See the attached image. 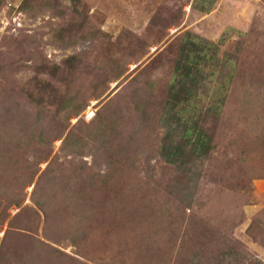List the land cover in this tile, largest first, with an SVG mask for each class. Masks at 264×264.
Here are the masks:
<instances>
[{"label":"rangeland","instance_id":"obj_1","mask_svg":"<svg viewBox=\"0 0 264 264\" xmlns=\"http://www.w3.org/2000/svg\"><path fill=\"white\" fill-rule=\"evenodd\" d=\"M0 264H264V0H0Z\"/></svg>","mask_w":264,"mask_h":264},{"label":"trees","instance_id":"obj_2","mask_svg":"<svg viewBox=\"0 0 264 264\" xmlns=\"http://www.w3.org/2000/svg\"><path fill=\"white\" fill-rule=\"evenodd\" d=\"M197 131H198V129H196V127H193V129H192V127L190 128L189 127V132L191 133V135H192V132H194L195 134H197ZM196 136V135H195ZM204 137H199V139H198V141H200L201 142V144H203L204 145V143H205V140L203 139Z\"/></svg>","mask_w":264,"mask_h":264},{"label":"built area","instance_id":"obj_3","mask_svg":"<svg viewBox=\"0 0 264 264\" xmlns=\"http://www.w3.org/2000/svg\"><path fill=\"white\" fill-rule=\"evenodd\" d=\"M86 115H87V116H85V117H88L89 119L92 118V117H93V111H92L91 109L88 110V111L86 112ZM88 118H87V119H88Z\"/></svg>","mask_w":264,"mask_h":264}]
</instances>
